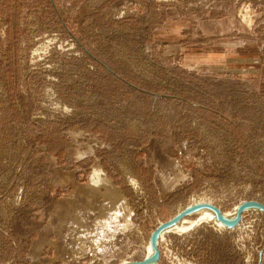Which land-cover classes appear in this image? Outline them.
<instances>
[{"label":"rangeland","instance_id":"374dc122","mask_svg":"<svg viewBox=\"0 0 264 264\" xmlns=\"http://www.w3.org/2000/svg\"><path fill=\"white\" fill-rule=\"evenodd\" d=\"M243 200L264 203V0H0V264L141 260L188 205ZM250 209L185 217L158 264H264Z\"/></svg>","mask_w":264,"mask_h":264},{"label":"water","instance_id":"95a60500","mask_svg":"<svg viewBox=\"0 0 264 264\" xmlns=\"http://www.w3.org/2000/svg\"><path fill=\"white\" fill-rule=\"evenodd\" d=\"M255 207L261 210V212H264V203L257 200H243L238 203L236 216L232 219H227L224 217L221 208L213 203L197 202L188 205L169 220L159 223V225L154 229L150 237V241L154 249V252L151 255L145 256L141 260L129 261L124 264H158L161 259L160 238L162 234L173 224H178L185 217L199 211L202 208L212 209L219 221H221L227 228H233L239 223L241 215L244 211Z\"/></svg>","mask_w":264,"mask_h":264},{"label":"bare ground","instance_id":"6f19581e","mask_svg":"<svg viewBox=\"0 0 264 264\" xmlns=\"http://www.w3.org/2000/svg\"><path fill=\"white\" fill-rule=\"evenodd\" d=\"M255 208H257V207H255ZM199 212L201 213V217H200L201 219H209V220H212V221H214L218 225H222L223 224L221 221H219L217 219L215 212L211 211L210 209H208V208H202V209L199 210ZM236 213H237V207L234 209L233 212H228V213L224 214V217L227 218V219H232V218H234L236 216ZM193 223L194 222H191L190 224L192 225ZM175 226L176 225L173 224V226H170L169 229H173V227H175ZM177 228H179V227H177ZM150 250H151V252H150ZM150 250H149V255H150V253L152 254L154 252L153 247H152V249L150 247Z\"/></svg>","mask_w":264,"mask_h":264},{"label":"built area","instance_id":"2783aa9c","mask_svg":"<svg viewBox=\"0 0 264 264\" xmlns=\"http://www.w3.org/2000/svg\"><path fill=\"white\" fill-rule=\"evenodd\" d=\"M249 210H251V209H249ZM246 211H248V210H246ZM246 211H244V213L246 212ZM242 218H243V213H242ZM241 220V219H240ZM239 226V225H238ZM165 237V236H164ZM163 237V238H164ZM162 237L160 238V242L162 241V239H163Z\"/></svg>","mask_w":264,"mask_h":264}]
</instances>
